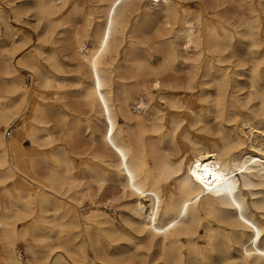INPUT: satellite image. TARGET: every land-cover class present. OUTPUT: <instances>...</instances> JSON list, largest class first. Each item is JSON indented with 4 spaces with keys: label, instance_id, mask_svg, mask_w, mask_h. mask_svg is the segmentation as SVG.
<instances>
[{
    "label": "bare ground",
    "instance_id": "obj_1",
    "mask_svg": "<svg viewBox=\"0 0 264 264\" xmlns=\"http://www.w3.org/2000/svg\"><path fill=\"white\" fill-rule=\"evenodd\" d=\"M105 1L103 20L94 25L91 12H84L83 4L71 0H31L12 8L15 18L33 11L45 27L38 35L45 42L53 35H57L56 42L61 41L65 31L82 20L83 29H73L71 39L77 68L87 74V80H77L78 98L102 130L97 135L99 151L88 154L94 165L82 163L87 168L83 177L75 180L71 174L74 161L52 153L42 158L48 171L41 179L44 183L37 187L34 157L22 161V173L8 159L9 154L14 157L23 151L22 133L15 130L6 141L0 130V185L11 183L2 189L0 264H23L15 252L14 224L30 217L33 204L38 206V214L33 222L23 225L20 235H43L47 228L53 243L43 245L44 239H34L30 248L58 249L67 256L66 260L56 254L51 264H264V0H196L194 10L186 0H145L144 5V0ZM0 21L5 26L0 43V123L6 126L21 110L27 91L10 63L17 33L11 31L1 8ZM153 22L160 26L155 33L161 55L157 63L148 51L132 56L137 49L134 44L122 52L127 34H140L144 40ZM92 31L94 40L89 38ZM24 40L23 36L19 42ZM238 48L243 49L249 64L229 77L224 66L230 57L226 53L233 56ZM121 52L123 59L118 63ZM181 71L188 78L187 92L180 97L171 93V82L173 74ZM198 75L200 89L193 95ZM48 80L46 76L38 85L45 88ZM162 87L165 93H161ZM152 89L160 93L159 100L169 109L179 111L181 117L189 115L184 141L176 139L183 121L179 114L171 116L165 134L146 138L148 131L157 134L167 127L165 112L153 100ZM242 90L241 99L237 94ZM137 100L140 110L133 108ZM202 109L205 117L214 115L216 127L206 126L199 116ZM49 110L40 111L35 103L28 121H23V127H28L23 136L33 145L38 133L45 134L46 144L51 140L48 117L64 132H71L60 107ZM236 120L247 126L241 128H247L250 136L258 134L257 139L254 134L256 145L251 142L247 146L237 127H224ZM81 123L77 120L76 127ZM201 123L204 127H197ZM93 134L90 138L96 142ZM165 141L173 145L171 154L156 150ZM81 183L85 188L75 191L71 202L62 204L59 196ZM109 184L118 192L101 201L99 195ZM84 198L90 207L77 210L73 202ZM50 203L53 217L47 223L44 211ZM115 203L127 211L125 217L114 219L107 213H115ZM47 258L46 253L33 256L30 264H48Z\"/></svg>",
    "mask_w": 264,
    "mask_h": 264
},
{
    "label": "rangeland",
    "instance_id": "obj_2",
    "mask_svg": "<svg viewBox=\"0 0 264 264\" xmlns=\"http://www.w3.org/2000/svg\"><path fill=\"white\" fill-rule=\"evenodd\" d=\"M29 2H31V0H25V1L24 0H22V1L21 0H14L15 4L13 3V5L12 4L8 5L6 3H3L2 0H0V8H1L8 24H10V26H11L10 27L11 31L14 30V32L17 33L15 35V37H17V39L14 40V42H15L14 50L11 49V51H10V56H11L10 57V63L12 64V66L14 65L13 67L15 68V70H17L16 75L20 77L21 83L23 84V86L26 88V91H27V95H26L27 100L23 104L19 113L16 116H14L13 118H11L8 121V124L6 126L0 123V130L5 133L4 137H5L6 141H9V139L14 136L15 130H19L22 133V140L21 141H22L23 151L14 155V157H16V159H14L12 154L11 155L9 154L8 159H9V162H13V164L16 166L17 171L19 173H22V170L25 166L23 164V162L28 158L34 157L38 163L36 166L37 176H34V182H35L34 187H37L38 185L44 183L43 180H41V179L46 176L47 171H48V169H46V167H45L47 165L44 164L42 158H43V156H49L52 153H57V154L62 153L66 157H68L70 160L75 162V163L74 162L72 163L73 169L71 170L72 177L75 180L80 178V177H83L85 175L84 171H85V169H87L82 164L83 161L85 160L90 165H94V162L91 160V157L88 156V154L92 153V152L94 153L96 150L99 151L100 144H99V136H97V135H100L102 127H101V124H99V122L97 123V121L95 120V116L93 115L92 112H90L89 108L87 106H84L81 103L80 99L78 98V95H79L78 91L80 88L77 85V80L79 77L87 80V76H86L87 74H86V71L84 69L79 70L77 68V63L75 62V60L73 59V56H72L73 50H74V45H73L71 39H72L73 29L76 28L79 31L83 29V24H81L82 20L81 19L78 20L75 28H73L69 31L68 30L65 31L66 36L63 37L61 39V41H59L61 44H59V42H56L57 35H53L52 39L47 41V42L40 41L39 36L42 32H44L45 27H44L43 23L37 22V19L34 16L33 11L30 10V11L23 12L19 18H15L13 13H12L13 6H19V5L21 6V5L27 4ZM79 2H80V4H83L84 12H87V13L91 12L90 18H92V25L103 20V17H102L103 12L105 10V6L107 5V2L105 0H71V3H77L78 4ZM186 2L188 3V7L190 9H192V10L196 9L195 8L196 0H186ZM145 3H146V1L144 0L142 2V5H144ZM57 6H60V5L58 4ZM236 12L239 13V11H236ZM23 16H25V17H23ZM0 22L2 23V24L0 23V43H1V40H3L5 38L2 34L5 30V26H4V23L2 21H0ZM4 22H6V21H4ZM150 26H151V29L149 28L150 34H148L146 36V38L144 39L145 41L142 40V38H140L141 37L140 34H134V35H132V37H129L127 34L126 42L124 43V45L122 47V52L125 49H129V47L132 44H134V46L137 45L136 46L137 49L134 51L132 56L142 54L143 50L146 52L148 51L147 53H149L150 59L153 62L155 61L157 63V61L160 60L161 55H160V48H159V44H158L159 40L155 39V33L159 31L160 26L158 24H156V22H153V24H150ZM23 36L26 38V41L24 40V42L21 43L19 41ZM89 36H90L89 37L90 40H94L93 31L89 34ZM69 37H70V39H69ZM19 43H21V45ZM35 47L37 50L35 49ZM152 48H153V50H152ZM154 50H155V52H154ZM122 52L119 54V56L117 58L118 63H121V61L123 59ZM157 52H158L159 56H158ZM48 53H49V55H48ZM52 55H53V57H51ZM45 56H47V57H45ZM226 56H228V57L230 56L228 58V60L226 61L227 63L226 62L224 63V66L227 65L226 67H227V73L229 74V77H231V75L234 71L240 70V69H245L248 67L249 63H247L248 60L245 57V54H244V51L242 48L236 49L233 56L230 55V52L228 51L226 53ZM242 56L244 57V59L241 58ZM44 59L45 60L48 59L49 61L48 60L45 61ZM240 60L244 61L243 65H242ZM245 61H246V63H245ZM238 62H240L241 64ZM234 66H235V68H234ZM46 76L49 77L48 81L50 82V84L45 88L40 87L38 85L40 80L43 82V80H45ZM173 76H174L173 78L175 80H172L174 82H171L173 87H174L171 90V93L173 92L174 94L180 95V97H181V96H183L184 93L187 92L186 89L184 88V86H185V82L187 81L188 76L186 75V73L184 71L173 74ZM182 78H183V80H182ZM63 80H65V81H63ZM241 80H242V82H245L244 78H241ZM200 81H201V79H200L199 75L194 78V90L191 91V93L193 92L192 93L193 95L196 94L198 92V90L200 89V87H199ZM74 84H76L77 86ZM75 90H77V91L75 92ZM166 91L167 90L165 87L161 88V93H165ZM72 92H74V93H72ZM178 92H179V94H178ZM113 93H114V95H117V91L115 89H114ZM244 93H245V90H242V91L238 92L237 95H239L240 98L242 99V97L244 96L243 95ZM159 94L160 93L158 91H156L155 89L151 90V95L153 97V100L155 102H157L165 112L164 122H165V125L167 127H162V130L157 134H151L148 131L146 133V138L165 134L166 130L169 128L168 125H169V120H170L171 116L179 114V111L169 109L167 107V105H165V103H162V101H160L158 98ZM137 101H140V100H137ZM197 101L198 100H196L195 102H197ZM142 102L145 103L146 105L148 103L147 99L144 96H143ZM35 103L38 105V108L40 111H43L44 109L49 110L51 107L59 106L61 112L64 113V119L66 120V125L68 126L69 129H71L70 134L64 132L63 129L61 127H59V124L57 125V123L54 121L53 117L52 118L48 117L46 119L48 121V124L46 126H47L48 131L50 133H52L51 134V140L49 141L50 144L45 143L46 139H45L44 133H41L43 135H41L40 133H38L36 135V139H37L36 145L31 144L30 141L27 140L25 136H23L26 128H28V127H23V121H25V120L28 121L30 111H31V107L33 105H35ZM198 104L202 105V106L204 105L200 101H198ZM131 105L132 104H130V107H131ZM197 106L198 105L195 104V110H196ZM131 110H133V108ZM50 111L51 110H49L48 113H51ZM203 111H204V113H203ZM182 115L183 116L181 117L179 114V117L182 118L183 121L180 123V125L176 131V139L180 140V141H184L185 133L187 132V130H189V128H188L189 115L185 114V113H183ZM199 116L201 118H203V121L205 122L206 126H208L210 128L216 127V120H215L214 115L212 113H209L208 117H205V110L202 109V111H200ZM212 118H213V120H212ZM77 120L82 121V123L80 124L79 127H76V124H75V122ZM118 121L120 124H122V120L120 118L118 119ZM239 125H241L240 128L241 127H247V126L242 125L240 120L224 123V127H237L236 128L237 132L246 141L247 146H249L251 144V142L253 145H256L257 144L256 139L258 137V134L254 132L250 136L249 130H247V128H246V131H245V128L240 129ZM197 127H204V124L201 123ZM146 128H147V130H149L150 127H146ZM91 133L92 134L94 133L93 134L94 136L96 135V142L98 141L97 144L94 140H92V138H90ZM246 134H247V136H246ZM254 134H255L256 139L254 138ZM133 136H134V132L131 134V137H133ZM251 138H252V140H251ZM44 144H46V145L43 146ZM172 149H173V145L171 143H168L167 141L163 142L160 146L156 147L157 151L161 150V152H164L165 150H167L169 152V154L172 153ZM72 151L74 152V154ZM245 156H247V155H245ZM100 166H103V165L100 164ZM107 170L110 171V168H107ZM30 176H33V175L31 174ZM9 186H11V183L6 184V185H0V189H1L0 190V207L1 208H2V205L4 203L3 196H2V189H3V187H9ZM84 188H85V186L81 183V186H78V188H76V189H72L70 192H68L64 196H59V199L61 198L62 204H67V203L71 202V197L73 196L75 191L81 192ZM117 192L118 191L116 190V186L109 184L103 188L102 193L99 195V199L101 201L104 200L105 198L109 199L111 196L117 194ZM100 200L97 201L96 203L99 204L101 202ZM73 203L76 205L77 210H79V208L86 210V208L90 207V201L88 199H85V198L82 199L80 201V203H77V202H73ZM115 204H113V209L115 210V213H112V212L111 213L107 212V213L114 219L117 218L118 216H121L122 218L125 217V215L127 214V211L124 210L123 208H121L120 206H118L120 203L119 204L115 203ZM36 206H37L36 204L32 205V207H33L32 213L30 214L29 218H27L23 221H15L14 226H15V229L17 232L16 237H15L16 241H15V245H14V247L16 249L15 252L17 253V255L22 257L23 264H30V261L32 260L33 256H40V254H42V253H46V255L48 256V258H47L48 264L52 263L54 256L56 254H61V256L67 260V256L60 253L61 251L58 249H55L53 251L51 250L52 252H50V251H48L47 248L41 247L39 245L35 246L34 248H30V242L33 241L34 239L38 240V241L40 239H44L43 245L51 244V242L53 240L51 238L52 234L48 231L47 228H46L45 232H42L43 235L38 234V233H31V232L27 233V235L25 237H22L20 235V231L22 230L23 225L33 222L34 219L36 218V215L38 214V206H37V208H36ZM52 210H53V206L50 203L46 207V210L44 211L45 215L48 217L47 223L52 222V217H53V211ZM62 210L63 209L59 210V214H61ZM79 212H80V214L81 213L83 214V211H81V209ZM45 226L47 227V225H45ZM40 236H45V238H40ZM120 244H122V242ZM214 256L216 257V254H214ZM84 264H90V262L86 261ZM102 264H108V263L103 262Z\"/></svg>",
    "mask_w": 264,
    "mask_h": 264
},
{
    "label": "built area",
    "instance_id": "obj_3",
    "mask_svg": "<svg viewBox=\"0 0 264 264\" xmlns=\"http://www.w3.org/2000/svg\"><path fill=\"white\" fill-rule=\"evenodd\" d=\"M133 108H135L136 110H140V104H139V101H137L134 105H133Z\"/></svg>",
    "mask_w": 264,
    "mask_h": 264
}]
</instances>
